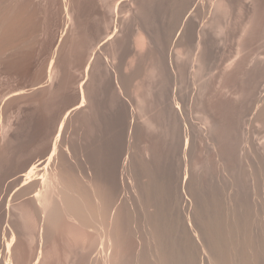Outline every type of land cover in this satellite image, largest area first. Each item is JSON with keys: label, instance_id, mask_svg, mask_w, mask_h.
I'll return each instance as SVG.
<instances>
[{"label": "rangeland", "instance_id": "obj_1", "mask_svg": "<svg viewBox=\"0 0 264 264\" xmlns=\"http://www.w3.org/2000/svg\"><path fill=\"white\" fill-rule=\"evenodd\" d=\"M9 7L26 25L0 53V214L21 243L6 227L0 264L33 263L49 210L43 264H264V0Z\"/></svg>", "mask_w": 264, "mask_h": 264}, {"label": "bare ground", "instance_id": "obj_2", "mask_svg": "<svg viewBox=\"0 0 264 264\" xmlns=\"http://www.w3.org/2000/svg\"><path fill=\"white\" fill-rule=\"evenodd\" d=\"M16 1V0H15ZM31 1V0H30ZM51 1V0H50ZM199 1V0H198ZM205 1V0H204ZM13 2V1H12ZM12 2H11V5H12V7H13V4H12ZM65 2V1H64ZM67 2V1H66ZM37 3V2H36ZM200 3V2H199ZM16 4V3H15ZM25 4V3H24ZM67 4V3H66ZM65 4V10H64V12H63V16H62V23L63 24H65L66 23V18H69L67 15H69L68 13H69V10H68V8H67V5ZM17 5H20V4H18V1H17ZM29 5H30V3H29ZM32 5V4H31ZM33 5H34V3H33ZM58 5V4H57ZM16 7V6H15ZM15 7H13V8H15ZM20 7H22V6H20ZM18 8V7H17ZM16 9V8H15ZM15 9H12V8H1L0 9V53H2V49L5 47L6 48V51H7V47H8V45H7V47H6V44L5 43H8V41L10 42V40H9V38H11V37H13V36H16V35H18L19 33H20V31L21 32H23L22 31V29L21 28H23V26H22V24H24L23 22H22V17H21V15H20V13H19V11H17V10H15ZM20 11H22L23 12V10H20ZM61 13V12H60ZM25 14V13H24ZM264 19V18H263ZM262 19V21H264ZM52 21V20H51ZM70 22V21H69ZM54 24V23H53ZM264 24V23H263ZM262 24V25H263ZM24 25H26V24H24ZM51 26V25H50ZM52 27V26H51ZM25 28V27H24ZM50 30H51V28H50ZM27 31V30H26ZM49 31V30H48ZM50 32V31H49ZM28 33V32H27ZM24 34V33H23ZM29 34V33H28ZM27 35V34H26ZM50 35V34H49ZM32 36V35H31ZM32 39V38H31ZM21 40V39H20ZM27 41V40H26ZM34 41V40H33ZM22 42V41H21ZM24 45H25V43H24ZM23 46V45H22ZM33 46V45H32ZM27 47V46H26ZM9 48V47H8ZM33 48V47H32ZM10 49V48H9ZM19 49V48H18ZM12 50V49H11ZM11 50H8V51H11ZM23 50V49H22ZM5 51V52H6ZM13 52H14V50H12ZM31 51V50H30ZM263 51V50H262ZM17 52V51H16ZM23 52V51H22ZM10 53V52H9ZM15 53V52H14ZM32 53V52H31ZM31 53H29V54H31ZM262 53H264V51L262 52ZM254 54H255V52H254ZM256 54H257V52H256ZM1 55V54H0ZM8 55V54H7ZM16 55V54H15ZM20 54H17V58H18V56H19ZM22 56V54L20 55V58H22L21 57ZM29 56H31V55H29ZM255 56V55H254ZM253 56V57H254ZM258 56H260V54L258 55ZM263 56V55H262ZM256 57H257V55H256ZM10 58V57H9ZM36 58V57H35ZM258 58V57H257ZM3 59V58H2ZM6 59V58H5ZM19 59V58H18ZM27 59H28V57H27ZM31 59V58H30ZM255 59V58H254ZM259 59V58H258ZM261 59V58H260ZM263 59V58H262ZM4 60V59H3ZM11 60V59H10ZM12 61V60H11ZM264 61V60H263ZM6 62V61H5ZM9 62V61H8ZM14 62V61H13ZM23 62V61H22ZM259 62H260V60H259ZM0 63H1V61H0ZM17 63H18V61H17ZM30 63V62H29ZM35 63H36V61H35ZM4 64V63H3ZM13 64V63H12ZM25 64H26V62H25ZM31 64V63H30ZM8 65V64H7ZM17 66H18V64H16ZM28 65V64H27ZM12 66V65H11ZM16 66V67H17ZM2 67V66H1ZM13 67V66H12ZM15 67V68H16ZM33 67V66H32ZM19 68V67H18ZM23 68V67H22ZM21 68V69H22ZM53 68H54V58H53V60H51V63H50V65H49V67H48V71H47V78L45 79V81L47 80V81H50L51 80V78H52V73H53ZM8 68H6V69H4V70H7ZM33 69H34V67H33ZM35 69H36V67H35ZM15 70V69H14ZM20 70V69H19ZM31 70V69H30ZM264 70V69H263ZM8 71H10V70H8ZM35 71V70H34ZM56 71V70H55ZM32 73V72H31ZM45 74V73H44ZM12 76H13V73H12ZM45 76V75H44ZM11 77V76H10ZM10 77H8L9 79H10ZM44 78V77H43ZM36 79V78H35ZM33 80V79H32ZM44 80V79H43ZM30 82H32V81H30ZM35 82V81H34ZM24 84V83H23ZM38 84V83H37ZM39 85H41V84H39ZM19 88H20V86H19ZM264 90V89H263ZM12 91H14V90H12ZM17 92L18 91H20V89L18 90H16ZM263 92V91H262ZM13 93H16V92H13ZM5 94H6V92H5ZM8 94V93H7ZM4 94H2V96H3ZM6 98H7V95L5 96ZM5 101V100H4ZM14 101V100H13ZM8 102V101H7ZM260 102V101H259ZM262 102V101H261ZM4 103V102H3ZM11 103V102H10ZM256 103H258L257 101H256ZM1 104V103H0ZM263 104V103H262ZM261 105V104H260ZM262 112V111H261ZM260 117V116H259ZM262 117H264V116H262ZM259 119H261V117L259 118ZM262 121H264L263 119H262ZM63 189V188H62ZM67 189V188H66ZM63 191H65V192H67L66 190H63ZM62 193V191L59 189L58 190V194L61 196V193ZM69 192V191H68ZM63 194H64V192H63ZM67 194V193H66ZM35 198H34V200H36V203L38 204L37 206H40V208H41V214L43 213V200H42V197H41V195L40 194H38L37 192H36V194H34L33 195ZM68 196H71V194H69L68 193ZM64 197H65V195H64ZM63 197V198H64ZM66 198V197H65ZM65 200V199H64ZM66 200H67V198H66ZM68 202H70L71 201V199H69V197H68ZM33 201V200H32ZM31 201V202H32ZM62 201V200H61ZM86 201V200H85ZM84 202V201H83ZM82 202V203H83ZM27 203V202H26ZM34 203V202H33ZM80 203H81V201H80ZM77 200H72L70 203H69V207H70V209H68L67 211H69V210H77V211H80L81 210V206L83 205V204H80ZM28 204V203H27ZM29 204H31L30 202H29ZM35 205V204H34ZM64 205L66 206V208H67V205H68V203L66 202V201H64ZM36 206V205H35ZM36 206V207H37ZM88 206V205H87ZM82 207H84V206H82ZM30 208H33V207H30ZM72 208V209H71ZM39 209V208H38ZM85 209V208H84ZM94 209H95V207H94ZM34 210V209H33ZM35 210H37V209H35ZM40 210V209H39ZM92 210V209H91ZM38 211V210H37ZM96 211V210H95ZM95 211H94V213H95ZM34 212H36V211H34ZM38 212H40V211H38ZM92 212V211H91ZM96 212H98V211H96ZM37 213V212H36ZM73 213V212H72ZM75 213V212H74ZM39 215H40V213H38ZM76 214H77V216H78V214H79V216L78 217H80V218H82V216H80L81 214L83 215V212L80 214V212L79 213H77L76 212ZM90 214V213H89ZM97 214V213H96ZM37 215V214H36ZM73 218L72 219H76V215H72V214H70ZM76 216V217H75ZM94 216H95V214H94ZM52 217V216H51ZM79 218V219H80ZM85 218V221L88 219V217L86 218V217H84ZM79 219H77V220H79ZM83 219V218H82ZM81 219V220H82ZM50 220V219H49ZM52 220V219H51ZM50 220V221H51ZM80 220V221H81ZM83 221V220H82ZM88 221H89V219H88ZM88 221H86V222H88ZM84 222V221H83ZM48 223H50L51 224V222H48ZM95 223V222H94ZM81 224V223H80ZM87 224V223H86ZM89 224H90V222H89ZM92 224H93V222H92ZM84 225V224H83ZM88 225V224H87ZM95 225H97V224H95ZM86 226V225H85ZM15 230V229H14ZM14 230H12V234H13V236H15V240L17 239V231L15 232ZM2 232V231H1ZM19 232V234L21 233L20 231H18ZM11 234V233H10ZM22 234V233H21ZM20 234V235H21ZM7 235H9V233L7 234ZM6 235V236H7ZM23 235V234H22ZM10 238H7L6 237V241H5V249H6V253L10 250V248H11V236H9ZM19 237V236H18ZM25 237V236H24ZM2 238V237H1ZM0 238V239H1ZM20 238V237H19ZM22 238H23V236H22ZM17 241H18V239H17ZM0 242H1V240H0ZM20 242V241H19ZM2 243V242H1ZM18 242H16V244H17ZM21 243V242H20ZM19 243V244H20ZM3 244V243H2ZM18 244V245H19ZM21 246L22 245H20V247H19V249L21 248ZM17 249V248H16ZM18 249V250H19ZM3 252V251H2ZM20 252V251H19ZM18 252V253H19ZM24 252V251H23ZM4 253H5V251H4ZM21 253V252H20ZM3 261H4V258L2 259ZM1 262V261H0ZM4 263V262H3Z\"/></svg>", "mask_w": 264, "mask_h": 264}, {"label": "crops", "instance_id": "obj_3", "mask_svg": "<svg viewBox=\"0 0 264 264\" xmlns=\"http://www.w3.org/2000/svg\"><path fill=\"white\" fill-rule=\"evenodd\" d=\"M176 117L178 118V113L177 112H176ZM186 144H187V138H186V136L184 135V137L181 138V135L178 133V136H177V139H176V146H177L178 151H181V148H182V151L185 153L186 152ZM26 171L21 174L23 177H22V180H21V183H20L19 187L20 186L27 185V184L24 183ZM62 181H64L66 183V185H67L68 188L70 187V183L66 182L64 179H62ZM1 187H2V182H0V196L2 194L1 193ZM34 192H33V194H34ZM65 196L67 198V200H65L67 203H70L72 200H75V199L69 198V199H71V201L68 202L69 201L68 200V197L69 196L68 195H65ZM6 208H7V210L9 208V202L8 201L6 203ZM7 217H8V213H7ZM42 219H43V216L41 214V222H42ZM49 219L50 220L52 219V220L50 221ZM58 219H59V216L56 213V210H49L47 212V214L45 215L44 226L41 229V224H40V227H39V241H38L37 253H36V256H35V258L33 260V263L35 261H37L36 264H38V263L39 264H43V262H44V260L46 258L45 247H46V244H47L49 235H50V231L52 230V226L54 227V232L59 229L58 226H57V223H59ZM48 222H51V224L48 223ZM6 227L15 229L13 227V225L10 222H8V220H5L3 218V216L0 214V238L2 237L0 240H1L2 243H3L4 232H5V228ZM14 231L16 232V230H14ZM16 235H17L18 241L16 239V241L13 244V246L15 245L16 242H19L18 233ZM10 236H11V234H10ZM8 238H10V237H8ZM41 239H42V243H41ZM1 242H0V251L2 249V243ZM13 246H12V252H13ZM40 252H41V255H40Z\"/></svg>", "mask_w": 264, "mask_h": 264}]
</instances>
